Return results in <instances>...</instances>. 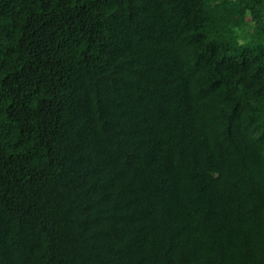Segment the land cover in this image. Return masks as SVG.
<instances>
[{"label":"trees","instance_id":"1","mask_svg":"<svg viewBox=\"0 0 264 264\" xmlns=\"http://www.w3.org/2000/svg\"><path fill=\"white\" fill-rule=\"evenodd\" d=\"M0 264H264V0H0Z\"/></svg>","mask_w":264,"mask_h":264}]
</instances>
